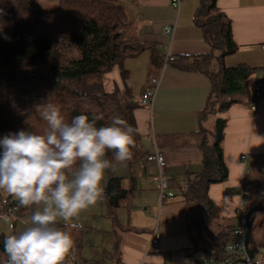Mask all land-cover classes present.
I'll return each mask as SVG.
<instances>
[{
  "label": "trees",
  "instance_id": "16d2710c",
  "mask_svg": "<svg viewBox=\"0 0 264 264\" xmlns=\"http://www.w3.org/2000/svg\"><path fill=\"white\" fill-rule=\"evenodd\" d=\"M56 2V7L46 9L40 0H0V138L21 129L44 132L46 122L40 118L36 107L49 101L57 104L69 120L80 114L89 118L93 114H103L104 119L98 121V126H102L118 116L136 129L134 103H122L116 93L105 92L102 77L115 65H122L126 59L145 51L149 53L150 64L161 68L162 49L154 42L139 41L128 32L130 21L117 0ZM215 2L201 0L194 15L210 50L191 57L181 56L170 62L181 70L205 73L211 80L208 99L198 118L200 166L198 171L188 172L182 191L185 201L206 203L202 213L208 214L209 219L215 218L217 212L207 196L208 188L225 181L228 176L222 148L226 110L237 102L234 94L247 93L248 78L254 70L241 64L234 67L223 65L222 58L235 52L238 46L232 40L230 21L217 9ZM214 61L218 64L216 69L212 66ZM136 136L137 129L132 158L124 162L128 169L126 185L123 177L111 174L105 181L104 216L115 226L120 224V209H125L128 214L131 212L138 191ZM113 155L111 151L107 153L112 164L117 162ZM254 180L257 182L254 201L250 204L244 201L246 212L256 204H264V172ZM3 195L15 199L0 191V198ZM29 210L19 207L18 215ZM252 218L253 214L251 223ZM11 219L14 231L17 219ZM59 226L72 235L73 249L80 251L83 229L65 223ZM233 227L224 228V243L230 240ZM5 236L0 233V258L4 255L7 259L3 249ZM251 240L252 234L249 244ZM253 246L258 248L256 244ZM219 251L223 253V247ZM6 259L0 264H6Z\"/></svg>",
  "mask_w": 264,
  "mask_h": 264
},
{
  "label": "crops",
  "instance_id": "0c3cea01",
  "mask_svg": "<svg viewBox=\"0 0 264 264\" xmlns=\"http://www.w3.org/2000/svg\"><path fill=\"white\" fill-rule=\"evenodd\" d=\"M117 1L130 21L128 32L139 41L158 44L164 55L171 54L176 60L210 50L194 21L201 0H182L177 13L170 0ZM215 4L230 21L232 40L238 46L235 52L222 58L223 65L234 67L241 64L254 69L248 78L247 93L234 94L237 102L226 110L222 148L227 179L211 184L207 191L217 212L213 220L220 225V229L205 230L207 239L194 241L195 237L188 231V223L190 220L197 222L202 212L191 215L186 211V201L180 196L185 189L188 172L194 173L200 166L202 153L199 149L198 118L209 96L210 77L197 71L181 70L174 63H162L161 68H156L150 64L149 53L145 51L126 59L122 65H115L102 77L105 92L116 93L134 103L133 116L137 129L135 171L138 191L132 210L127 213L125 229L118 235L115 245L117 261L112 264H193L207 255L221 257L223 253L220 254L219 250L225 245L223 228L235 224L236 210L244 202L247 176L252 172V179H257L264 170V82L256 110L252 112L250 109L253 84L259 70L264 67V0H216ZM174 21L175 30L169 38L164 34L163 27ZM212 66L216 69V61ZM160 74L161 80L152 104L147 107L140 102V96L150 87V76ZM155 147L164 155L166 188L174 194L160 204L158 185L154 180L158 167L155 161L146 159ZM242 154L250 157L246 163L240 158ZM113 165L119 169L117 162ZM254 166H257L256 173ZM124 170L128 172L127 166ZM112 171L105 181L109 174L119 177L117 171ZM156 205L159 221L157 218L154 227L137 230V225L129 226L132 220L140 223L141 215H152ZM7 219L12 221L11 218L0 217V232L7 229ZM155 226L158 231L161 228L160 240L163 239V242H159L156 250L146 251ZM24 228L21 227V230ZM166 239L171 242V247L164 243Z\"/></svg>",
  "mask_w": 264,
  "mask_h": 264
},
{
  "label": "clouds",
  "instance_id": "9594fccd",
  "mask_svg": "<svg viewBox=\"0 0 264 264\" xmlns=\"http://www.w3.org/2000/svg\"><path fill=\"white\" fill-rule=\"evenodd\" d=\"M36 110L44 132L21 129L0 138V191L18 207L34 208L27 227L3 238L6 264H63L74 240L60 223L83 227L81 214L107 198L105 174L114 167L107 153L124 163L135 146L136 129L118 116L98 126L103 114L69 120L50 101Z\"/></svg>",
  "mask_w": 264,
  "mask_h": 264
},
{
  "label": "rangeland",
  "instance_id": "374dc122",
  "mask_svg": "<svg viewBox=\"0 0 264 264\" xmlns=\"http://www.w3.org/2000/svg\"><path fill=\"white\" fill-rule=\"evenodd\" d=\"M41 5L46 9H52L56 7L57 2L54 0H40ZM122 103L128 102L125 98L119 97ZM211 118V117H210ZM211 125V123H209ZM214 129V127H212ZM257 159L260 160V157L257 156ZM248 159L246 160V162ZM245 162V163H246ZM119 169L115 168L114 165L113 171L112 168L106 170L105 178L108 173L115 172L117 176L122 177L124 176V185H126V177L128 176V172L126 173L125 163L117 162ZM114 164V163H113ZM120 165V166H119ZM123 167V168H122ZM257 166H254V171L256 173ZM264 172L261 171L258 177ZM252 172H250L247 176V185L245 189L244 201L248 204L254 201V195L256 191L255 184L257 183L255 180L252 179ZM184 192V191H183ZM179 193H177V196ZM184 200L185 198L180 195ZM2 197H7L3 195ZM14 200V199H13ZM264 203V200L262 201ZM160 204V203H159ZM186 211H188L191 215L198 214L206 209V203L200 200H189L186 201ZM153 214L149 217L140 216V223L132 220L129 226L137 225V230H147L148 228L151 229L154 227L156 223V219L158 217L159 221V210L158 205L153 207ZM34 208H30L29 212L32 213ZM104 204L98 203L97 205L90 207L88 210L83 212L80 217V223L83 224V239H82V246L80 251H76L73 248L68 253L65 261L63 262L66 264H112L117 261L116 252H115V245L118 242V235L121 233L122 230L125 229V223L127 213L125 209H120L118 214V219L120 224L115 226L112 221L104 216ZM145 214H147L145 212ZM7 218H11L9 216H5ZM160 219H162L160 215ZM10 220V219H7ZM11 221V220H10ZM63 223V222H61ZM29 222H21L19 220L16 221L14 226V231L19 232L21 227H27ZM69 224V223H65ZM70 225V224H69ZM161 225V223H160ZM124 228V229H123ZM206 228V229H205ZM220 229V225L213 219H209L206 213H201L198 221L195 222L194 220H190L188 223V231L195 237L194 241H203L207 239L206 231L205 230H213L216 231ZM224 229V228H223ZM161 232V228H159ZM12 232V221L11 223H7V229L5 231H1L0 233H4L9 235ZM191 240V239H190ZM192 240V242H193ZM163 242V239L160 240V243ZM164 243L168 244V247H171V242L166 239ZM256 244L258 246V251L256 252V256L261 257L263 250H264V210H259L253 213L252 218V240L250 241V246ZM6 257L4 255L1 256L0 262H4Z\"/></svg>",
  "mask_w": 264,
  "mask_h": 264
},
{
  "label": "built area",
  "instance_id": "2783aa9c",
  "mask_svg": "<svg viewBox=\"0 0 264 264\" xmlns=\"http://www.w3.org/2000/svg\"><path fill=\"white\" fill-rule=\"evenodd\" d=\"M182 0H170L171 7L176 11H179ZM175 30V21L167 24L163 27V32L169 38H172ZM264 49V44L262 45ZM175 58L171 54H165L163 56V64H169L173 62ZM162 64V65H163ZM150 87L140 96V102L150 107L152 104L154 92L156 91L160 80V75L150 76ZM264 82V67L259 70V75L256 77L251 96V104L250 109L254 112L257 108V102L261 96L262 85ZM240 158L246 162L249 157L247 154H242ZM147 160L155 161L158 167V173L154 177L158 185L159 191V203H161L166 198H172L174 196L172 191H169L167 186V181L165 179L164 169L166 167V161L162 152L158 150V148H154V150L146 155ZM245 195V192H244ZM19 207L15 203V199H9L7 197L0 198V217L11 216L16 218L22 222H28L31 213L27 211L22 215H18ZM158 218V217H157ZM235 224L231 230L230 240L225 243L223 246V255L219 258H215L214 256L207 255L201 259H197L193 264H264V250L261 257L256 256V252L253 254L252 258H248L246 248H245V234H246V210L244 202L237 208L236 213L234 215ZM160 232L157 230V226H155L154 230L151 232L149 241L147 244L146 251L156 250L159 246L160 242ZM66 264V263H64ZM119 264V263H115ZM139 264H143L140 262Z\"/></svg>",
  "mask_w": 264,
  "mask_h": 264
},
{
  "label": "water",
  "instance_id": "95a60500",
  "mask_svg": "<svg viewBox=\"0 0 264 264\" xmlns=\"http://www.w3.org/2000/svg\"><path fill=\"white\" fill-rule=\"evenodd\" d=\"M259 210H264V204H256L252 206L246 212L247 220H246L245 248H246L248 258H252L253 254L257 251V247L250 246L249 244L250 236L252 234V223H251L250 217L254 212L259 211Z\"/></svg>",
  "mask_w": 264,
  "mask_h": 264
}]
</instances>
